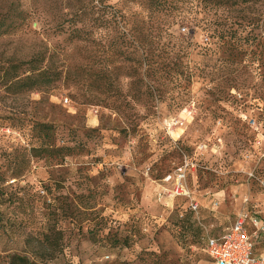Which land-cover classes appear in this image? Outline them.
<instances>
[{
    "label": "rangeland",
    "instance_id": "obj_1",
    "mask_svg": "<svg viewBox=\"0 0 264 264\" xmlns=\"http://www.w3.org/2000/svg\"><path fill=\"white\" fill-rule=\"evenodd\" d=\"M96 3L0 0V69L32 59L53 80L29 90L0 72V257L210 264L212 231L264 221V0L220 7L231 37L215 45L191 26L202 0L107 1L128 39L76 22ZM186 161L191 198L172 199L162 179Z\"/></svg>",
    "mask_w": 264,
    "mask_h": 264
},
{
    "label": "trees",
    "instance_id": "obj_2",
    "mask_svg": "<svg viewBox=\"0 0 264 264\" xmlns=\"http://www.w3.org/2000/svg\"><path fill=\"white\" fill-rule=\"evenodd\" d=\"M107 1L109 0H97L96 4H93L89 8V12L86 13L85 9H80L75 15H76V22L83 23L84 18H89V22L93 28H106L113 29V31L118 32L119 35H121L119 39H128L127 38V31L131 32V29L128 30V21L126 19V16L124 13L119 11L118 9H115L113 5L107 4ZM135 0H122V2L125 3H131ZM144 4L147 5L148 8H161L165 6L167 0H140ZM255 0H202V8L200 11H202V20H191L192 23L191 26L195 27L197 29H200L202 31V35L207 40V45H215L218 43V41H221V39L224 38H230L231 34L230 32L224 31L221 29V25L218 19V11L219 8L223 5H226L228 7L237 5V6H245L251 3ZM83 20V21H82ZM189 21V20H184ZM85 23V22H84ZM120 28H122L123 31L120 32ZM75 33L78 37L81 36V34H86L85 30L83 29H74ZM141 31H137V34L139 35ZM87 35V34H86ZM132 38H135V30H132L131 34ZM125 41V40H124ZM121 42L122 48H114V52L119 56H124L125 53H127L129 49L128 42ZM120 45V47H121ZM142 48V47H141ZM145 53L144 48H142V53ZM128 54V53H127ZM144 59H141L140 61L143 62L142 65L146 67V70L153 69L154 64L147 59L145 56ZM34 60H28L26 62H22L19 64V66H14V68L11 65L12 70H14V74H11L8 76V69L3 71V69H0V72L3 71L6 74L7 79H9L10 82H31L28 84V89H33L34 87H38L40 89H48L50 85L53 83L52 80V74L48 69L45 68H37L33 65ZM28 66L27 69L24 68L23 71H25L23 74L24 78H21V75L18 74L17 68L19 67H25ZM8 71V72H7ZM7 72V73H6ZM3 76V75H2ZM1 79V78H0ZM46 126V125H45ZM51 147V145H50ZM50 149V148H48ZM165 176V175H164ZM0 264H35L32 260H30L28 257L20 256L13 254L7 257H0Z\"/></svg>",
    "mask_w": 264,
    "mask_h": 264
},
{
    "label": "built area",
    "instance_id": "obj_3",
    "mask_svg": "<svg viewBox=\"0 0 264 264\" xmlns=\"http://www.w3.org/2000/svg\"><path fill=\"white\" fill-rule=\"evenodd\" d=\"M67 101V99L65 100ZM192 166L188 161L177 167L174 172L163 177L164 184L169 188V197L190 199L191 194L186 186V170ZM190 209L197 211V203L191 201ZM251 224L257 232L264 231V221L253 215L240 212L233 225L219 238L207 237L205 252L212 264H264V256L254 255V243L248 234L246 224Z\"/></svg>",
    "mask_w": 264,
    "mask_h": 264
},
{
    "label": "crops",
    "instance_id": "obj_4",
    "mask_svg": "<svg viewBox=\"0 0 264 264\" xmlns=\"http://www.w3.org/2000/svg\"><path fill=\"white\" fill-rule=\"evenodd\" d=\"M237 215L238 214H236V216H235V218L233 219V221H232V223L229 225V227H231L232 225H233V223H234V221H235V219H236V217H237ZM229 227H226V228H224V229H222V230H216V231H212L211 232V237H213V238H219L220 236H222L228 229H229ZM246 229H247V232H248V234L251 236V238H252V241H253V245H254V250H253V252H254V255L255 256H264V251H260V248L258 247V242H257V232H256V230H255V228L251 225V224H249V223H247L246 224ZM254 229V230H253ZM253 230V232L251 233V231ZM259 233V232H258ZM210 262V264H212V260L211 261H209Z\"/></svg>",
    "mask_w": 264,
    "mask_h": 264
}]
</instances>
